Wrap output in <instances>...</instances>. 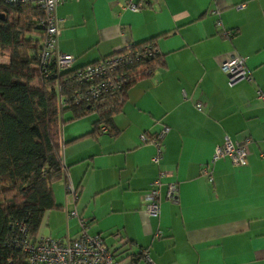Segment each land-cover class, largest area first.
<instances>
[{
    "label": "crops",
    "instance_id": "1",
    "mask_svg": "<svg viewBox=\"0 0 264 264\" xmlns=\"http://www.w3.org/2000/svg\"><path fill=\"white\" fill-rule=\"evenodd\" d=\"M118 1L60 2L58 49L75 68L151 39L161 66L125 89L108 125L95 123L93 111L72 117L62 110L66 175L51 183L56 206L43 211L37 232L74 237L75 210L117 264H264V99L257 96L264 95V0H140L139 11ZM234 54L251 79L229 85L219 64ZM160 125L167 130L155 163L140 134ZM224 135L249 138L245 164L209 161ZM161 169L172 173L176 199L164 197L162 184L153 216L146 194ZM66 182L75 196L65 194Z\"/></svg>",
    "mask_w": 264,
    "mask_h": 264
},
{
    "label": "built area",
    "instance_id": "2",
    "mask_svg": "<svg viewBox=\"0 0 264 264\" xmlns=\"http://www.w3.org/2000/svg\"><path fill=\"white\" fill-rule=\"evenodd\" d=\"M4 3L31 2L42 11L39 26L42 31L40 47L36 52L34 67L43 79L49 75L54 77V93L57 108L62 110L78 105H92L97 100L107 102V106L114 107L112 98L124 91L135 80L152 74L161 66L160 61H154L158 50L153 41L140 44L128 41L113 53L98 58L84 65L71 68L72 55L57 47L59 20L55 14V7L64 0H1ZM121 8L139 11L144 3L140 0H119ZM238 4L235 7H240ZM218 23V22H216ZM227 84L238 79L250 80L251 75L244 64V57L234 54L222 60L219 64ZM257 96L264 99V95L257 90ZM200 109L199 102L195 103ZM93 108V107H92ZM101 130H106L104 126ZM167 130L166 125H160L150 136L140 134V138L153 147L151 160L159 163L162 158L161 138ZM249 138L239 141L231 140L227 135L222 142L214 145L209 161L227 158L233 165H243L246 160V146ZM264 156V153L260 154ZM202 172L211 175L206 169ZM168 170H159L152 180L146 194L145 211L156 216L159 210L160 186L164 185L163 195L168 200L176 199L177 186ZM66 175V167L61 161V176ZM163 177L167 179L162 180ZM65 194L75 196L76 192L70 183L64 184ZM71 214L77 216V230L74 237L68 235L63 239H56L48 234L36 232L31 234L25 218L13 217L9 220L8 229L2 239V244L19 250L23 254L24 264H117L112 250L103 242L97 233L88 232L89 222L80 217L75 210ZM159 234L160 231L156 230ZM143 258L151 263L146 251H142Z\"/></svg>",
    "mask_w": 264,
    "mask_h": 264
},
{
    "label": "trees",
    "instance_id": "3",
    "mask_svg": "<svg viewBox=\"0 0 264 264\" xmlns=\"http://www.w3.org/2000/svg\"><path fill=\"white\" fill-rule=\"evenodd\" d=\"M41 19L42 11L31 2L0 0V57L7 59L0 61V264H24L19 250L2 244L9 220L25 218L33 235L43 211L56 206L50 185L61 175V119L53 75L43 79L34 67ZM154 61L161 62L159 53ZM124 92L112 98L113 108L103 100L70 107L72 117L93 111L95 123L108 125Z\"/></svg>",
    "mask_w": 264,
    "mask_h": 264
},
{
    "label": "rangeland",
    "instance_id": "4",
    "mask_svg": "<svg viewBox=\"0 0 264 264\" xmlns=\"http://www.w3.org/2000/svg\"><path fill=\"white\" fill-rule=\"evenodd\" d=\"M0 61L1 62H6L7 61V59L6 58H3V57H0ZM32 84H36V81H33L32 82ZM63 113V112H62ZM64 113L66 114V113H69L70 114V111L69 110H65L64 111ZM91 113V112H90ZM91 114H93V113H91ZM60 119H61V121H62V118H61V116L59 117ZM59 125H61V122H60V124ZM59 129H60V126H59Z\"/></svg>",
    "mask_w": 264,
    "mask_h": 264
}]
</instances>
